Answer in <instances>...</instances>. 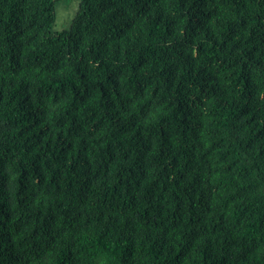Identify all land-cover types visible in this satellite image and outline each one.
<instances>
[{"label": "trees", "instance_id": "16d2710c", "mask_svg": "<svg viewBox=\"0 0 264 264\" xmlns=\"http://www.w3.org/2000/svg\"><path fill=\"white\" fill-rule=\"evenodd\" d=\"M0 0V264H264V0Z\"/></svg>", "mask_w": 264, "mask_h": 264}, {"label": "rangeland", "instance_id": "374dc122", "mask_svg": "<svg viewBox=\"0 0 264 264\" xmlns=\"http://www.w3.org/2000/svg\"><path fill=\"white\" fill-rule=\"evenodd\" d=\"M78 7L79 2L76 0L57 1L55 3V18L51 31L59 33L69 30Z\"/></svg>", "mask_w": 264, "mask_h": 264}]
</instances>
